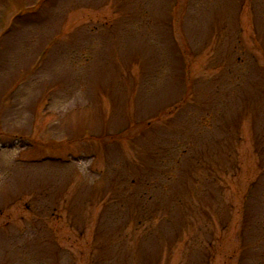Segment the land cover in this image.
Returning a JSON list of instances; mask_svg holds the SVG:
<instances>
[{
  "label": "rangeland",
  "instance_id": "rangeland-1",
  "mask_svg": "<svg viewBox=\"0 0 264 264\" xmlns=\"http://www.w3.org/2000/svg\"><path fill=\"white\" fill-rule=\"evenodd\" d=\"M0 264H264V0H0Z\"/></svg>",
  "mask_w": 264,
  "mask_h": 264
}]
</instances>
